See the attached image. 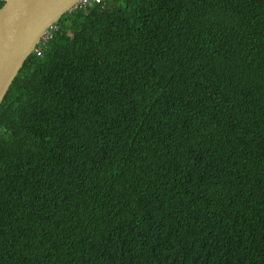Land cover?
I'll list each match as a JSON object with an SVG mask.
<instances>
[{"label": "trees", "instance_id": "1", "mask_svg": "<svg viewBox=\"0 0 264 264\" xmlns=\"http://www.w3.org/2000/svg\"><path fill=\"white\" fill-rule=\"evenodd\" d=\"M56 26L0 106V264H264V0Z\"/></svg>", "mask_w": 264, "mask_h": 264}, {"label": "water", "instance_id": "2", "mask_svg": "<svg viewBox=\"0 0 264 264\" xmlns=\"http://www.w3.org/2000/svg\"><path fill=\"white\" fill-rule=\"evenodd\" d=\"M0 106L46 30L81 0H0Z\"/></svg>", "mask_w": 264, "mask_h": 264}, {"label": "clouds", "instance_id": "3", "mask_svg": "<svg viewBox=\"0 0 264 264\" xmlns=\"http://www.w3.org/2000/svg\"><path fill=\"white\" fill-rule=\"evenodd\" d=\"M87 0H81V1H79V2H77L74 6H73V8H72V10L71 11H74V9L76 8V6L77 5H81V6H83V4L86 2ZM104 1H108V0H104ZM103 0H90L89 2H88V5H87V7H86V9L88 8V7H90V6H92V5H103V2H104ZM85 10V9H84ZM70 11V12H71ZM70 12H68V13H70ZM65 14H67V13H65ZM64 14V15H65ZM63 15V16H64ZM62 16V17H63ZM61 17V18H62ZM61 18H60V20H61ZM59 20V21H60ZM58 21V22H59ZM56 30H57V26H56V24H53V25H51L47 30H46V32L43 34V36L41 37V39H40V43H38V45L36 46V48L34 49V51L32 52V55H34L35 57H39L40 55H41V46H43L44 44H45V42L47 41V40H50L51 38H52V36H53V34L56 32ZM51 31H52V33H51ZM41 43H43L41 46H40V44ZM39 50V55H37L36 53H35V50Z\"/></svg>", "mask_w": 264, "mask_h": 264}, {"label": "bare ground", "instance_id": "4", "mask_svg": "<svg viewBox=\"0 0 264 264\" xmlns=\"http://www.w3.org/2000/svg\"><path fill=\"white\" fill-rule=\"evenodd\" d=\"M89 1H90V0H87V1L83 4L82 8L86 9V7H87ZM51 33H52V31H51Z\"/></svg>", "mask_w": 264, "mask_h": 264}, {"label": "built area", "instance_id": "5", "mask_svg": "<svg viewBox=\"0 0 264 264\" xmlns=\"http://www.w3.org/2000/svg\"><path fill=\"white\" fill-rule=\"evenodd\" d=\"M35 53L37 54V55H39V50L37 49V50H35Z\"/></svg>", "mask_w": 264, "mask_h": 264}]
</instances>
